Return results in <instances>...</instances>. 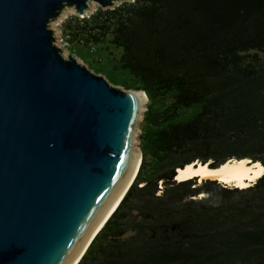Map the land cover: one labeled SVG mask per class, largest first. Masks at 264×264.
Returning <instances> with one entry per match:
<instances>
[{
  "label": "trees",
  "instance_id": "obj_1",
  "mask_svg": "<svg viewBox=\"0 0 264 264\" xmlns=\"http://www.w3.org/2000/svg\"><path fill=\"white\" fill-rule=\"evenodd\" d=\"M68 50L143 90L141 162L76 264H264V171L250 185L197 176L264 166V0H133L61 23Z\"/></svg>",
  "mask_w": 264,
  "mask_h": 264
},
{
  "label": "water",
  "instance_id": "obj_2",
  "mask_svg": "<svg viewBox=\"0 0 264 264\" xmlns=\"http://www.w3.org/2000/svg\"><path fill=\"white\" fill-rule=\"evenodd\" d=\"M125 1L0 0V264H76L137 174L145 92L78 62L50 27Z\"/></svg>",
  "mask_w": 264,
  "mask_h": 264
},
{
  "label": "bare ground",
  "instance_id": "obj_3",
  "mask_svg": "<svg viewBox=\"0 0 264 264\" xmlns=\"http://www.w3.org/2000/svg\"><path fill=\"white\" fill-rule=\"evenodd\" d=\"M137 164H136V168H137ZM135 171L132 175V178L135 174ZM263 171H264V166L258 161L252 162L248 158L229 159L226 162L222 163L221 165L217 166L216 168H211V169L207 168L206 165L198 164V166H196V162L187 164L183 168L178 170V174L177 176H175V178L177 180H183L197 176L200 179L212 178L222 183H226V184L231 183L237 187H245L253 183L263 173Z\"/></svg>",
  "mask_w": 264,
  "mask_h": 264
},
{
  "label": "rangeland",
  "instance_id": "obj_4",
  "mask_svg": "<svg viewBox=\"0 0 264 264\" xmlns=\"http://www.w3.org/2000/svg\"><path fill=\"white\" fill-rule=\"evenodd\" d=\"M91 6H92V7H91ZM91 6H90V8H89V11L87 12L88 14H89V12H92L93 10H95V8H96L98 5H97L96 3H91ZM71 14H74V12H73L72 8L68 7V8H66V9L64 10V14H61L58 18H56L55 20L51 21V23H50V27H51L53 30H55V31H54V36H55V38H56V39H55V42H56L61 48H63L65 51H69V50H68V47H67L68 45H67V43L65 42V39L63 38L62 33H61V23H62V21H63L66 17L70 16ZM75 56H76V55H75ZM76 59H77L78 62L85 64L84 61H83L82 59L78 58L77 56H76ZM85 65L87 66V64H85ZM100 74H102V73H100ZM103 75H104V74H103ZM104 76H105V75H104ZM116 86H118V87L124 89V88H123L122 86H120V85H116ZM146 102H147V101H146ZM145 104H146V103H145ZM145 104H144V107H146ZM142 113H143V112H142ZM139 122H140V121H138V122L136 123V128L138 129V131H136V134H135L134 149L137 151V148H138L139 152H141V151H140V147H139V139H138L139 132H140ZM224 184H226V183H224ZM251 184H252V183H251ZM226 185L234 186V185L231 184V183L226 184Z\"/></svg>",
  "mask_w": 264,
  "mask_h": 264
}]
</instances>
